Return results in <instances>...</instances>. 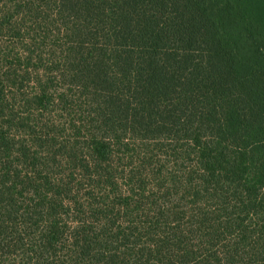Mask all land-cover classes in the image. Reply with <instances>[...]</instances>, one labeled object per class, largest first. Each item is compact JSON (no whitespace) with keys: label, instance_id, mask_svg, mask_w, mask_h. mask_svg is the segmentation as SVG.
Listing matches in <instances>:
<instances>
[{"label":"trees","instance_id":"obj_1","mask_svg":"<svg viewBox=\"0 0 264 264\" xmlns=\"http://www.w3.org/2000/svg\"><path fill=\"white\" fill-rule=\"evenodd\" d=\"M0 38V264H264V0H0Z\"/></svg>","mask_w":264,"mask_h":264},{"label":"rangeland","instance_id":"obj_2","mask_svg":"<svg viewBox=\"0 0 264 264\" xmlns=\"http://www.w3.org/2000/svg\"><path fill=\"white\" fill-rule=\"evenodd\" d=\"M0 41H2V42H9L8 40H6L5 38H0ZM20 51H18V53H19ZM59 114V113H58ZM57 121L60 119V117H56L55 118ZM65 119H68V118H65ZM62 120H63V118H62ZM61 120V121H62ZM158 191H159V188H158V186H156V184H152V182H148L147 183V185H146V189H145V195L146 194H149L150 192H152V193H158Z\"/></svg>","mask_w":264,"mask_h":264}]
</instances>
